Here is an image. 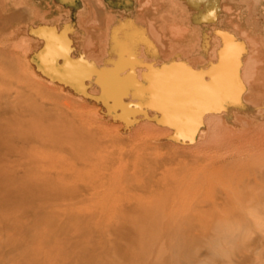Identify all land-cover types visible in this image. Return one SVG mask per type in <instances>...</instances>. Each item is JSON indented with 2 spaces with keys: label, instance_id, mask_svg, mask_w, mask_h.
<instances>
[{
  "label": "bare ground",
  "instance_id": "obj_1",
  "mask_svg": "<svg viewBox=\"0 0 264 264\" xmlns=\"http://www.w3.org/2000/svg\"><path fill=\"white\" fill-rule=\"evenodd\" d=\"M15 2L0 0V26L2 15L24 12ZM148 2L149 13L136 14L139 3L134 14L113 17L128 18L122 27L149 20L146 58L129 51L125 58L122 30L110 41L115 58L105 51L110 28L88 37L95 59H83L93 71L76 78L99 109L80 98L78 111H68L60 127L42 126V112L14 103L29 99L28 92L0 77V264H182V254L189 264L200 252L191 246L180 251L170 240L186 234L196 243L194 230L216 218L242 221L245 208L264 219V31L244 28V15L230 9L221 15L212 8L206 14H166L180 0H157V9L172 4L159 14ZM238 8L232 11L240 13ZM253 17H247L248 26ZM122 121L132 130H124ZM93 130L98 143H84ZM55 152L63 161L51 168ZM129 164L139 179L119 173ZM77 173L81 184L73 181ZM17 180L28 184L15 186ZM99 203L112 211L100 212V221L96 211L79 212Z\"/></svg>",
  "mask_w": 264,
  "mask_h": 264
},
{
  "label": "rangeland",
  "instance_id": "obj_2",
  "mask_svg": "<svg viewBox=\"0 0 264 264\" xmlns=\"http://www.w3.org/2000/svg\"><path fill=\"white\" fill-rule=\"evenodd\" d=\"M15 1V7L19 9V11L23 10L24 12L18 13L16 17L5 15L1 16V22H3L4 25L0 26V58L6 57L7 60L0 59V77H2V79L5 81L11 82L14 86L16 85V87L17 85L22 87L23 90L28 92L30 96L29 99H19L18 101L14 100V103L17 104V107L22 109H32V111L42 112L45 115L44 117L42 116L43 119H46V121L43 120V124L41 122L42 126L51 125L55 129L60 127L61 124H63L68 111H78L77 106L81 104L79 100L80 98H84L88 101L90 100L89 102L95 105V110L96 107L99 109L100 105L95 102L94 99H88L85 97L84 94H87V92H82L80 90V86L76 78V75L79 72L83 71L90 74L93 71L92 67H90L87 61L91 62V60L95 59V57L90 54L91 52H88V50H90V47L88 46L90 45L87 46V44L90 39L88 37H90V34L95 31L94 29H102L103 31L106 30L107 32V29L110 28V30H108L109 33L106 36L108 38L107 41L109 44L105 49L108 57H117V52H115L113 55L111 54L112 44H110V41L114 35L119 36V32L121 30L127 35H122V40L124 41V50L126 53L125 58H130L129 52L138 54L139 59L146 58V55L148 54L149 46H147L146 43L152 40L149 37L148 31L151 26L149 24V20H145L144 22H141L140 20H134L133 24L124 25L123 27L122 24L126 23L128 18H125L122 21H115L116 17L119 19L123 16L134 14L137 7H139L138 4L142 0L140 2L138 1L139 3L137 2L138 6L136 5V0H100L101 2L99 0H96V2L93 0H90V2L89 0H87L88 2H86V0H82V2L81 0ZM146 1V4L148 5V1L151 0ZM155 1L157 2V0H152L154 5L150 7L152 8L156 4V11L152 8V10L150 9L151 12H157L159 8H163L164 6L160 5V7L157 9L158 2L156 3ZM212 1H216L215 6H207V3H204V1L201 0H180L181 3L178 2L177 7V2H175L174 5L166 3L164 8H170V5L174 7L172 9H168L170 11H166L168 13L165 12V9H163L164 13L162 12L163 10L160 9L158 13H186L188 15H198L206 14V12H210V8H212L217 15H221L230 9V14L240 16L241 18L245 17L243 19V23L245 24V27L243 26L244 28L247 27V29L257 32L264 31V0H235V2L231 0H224L223 3V0ZM230 1L232 2L230 4H233V2L235 4L237 2L236 5L239 4V6L235 5L236 8L239 7L238 11L240 10V13L237 12L239 14L234 13L236 11H232V7L233 10L236 8H234V5L232 6L229 4ZM142 2L140 3V6ZM145 2H143L141 8L136 10V14H139V11H142L141 9H145L144 13H149V8ZM152 2H150V4H152ZM226 3L227 5H225ZM99 4H101V6ZM221 4L224 5L222 6ZM2 5L5 8L11 4L5 5L3 3ZM97 5L99 7H97ZM143 5L147 7H144ZM228 5L229 8H227ZM89 6H91V9ZM181 6L184 7L181 9ZM86 8H89L90 13L88 10H86ZM184 8H187V12L183 10ZM223 9L225 12L222 13L221 10ZM171 10H176L175 12L178 11L179 13H172ZM105 12L108 13V17H111L110 20L106 15L107 13L104 15ZM87 15L89 17H87ZM250 16L254 17L249 27L246 23V19ZM95 17L96 19H94ZM91 18L92 22L90 23ZM103 18H108L105 20H107L106 22H108V20L110 22L112 21L111 24L110 22L109 25L106 22L104 23ZM113 19L116 23L113 22ZM88 29L90 30L88 31ZM141 33L143 37H141ZM85 46H87L86 49L84 48ZM119 56L120 54L118 55V58ZM83 58L87 59V61H85ZM83 63L86 64V68L90 69V71L85 68ZM127 63L132 65L130 61ZM238 65L239 62L236 63L234 72L235 69L238 68ZM227 66H229V64ZM225 75H227L226 71H224L219 76V78L221 79V77H224ZM87 79L89 78L87 77ZM124 83L129 85L131 82L125 79ZM10 95L15 96L16 94L12 92ZM95 112L96 114H102L100 111ZM92 118H94L93 120L97 122V119H95L94 116ZM75 121L76 120H72L70 122L71 124L74 123L77 126L78 122ZM121 123L124 130H132L129 122L122 121ZM73 126L74 125L71 127ZM98 137L99 135L97 134V130H93L86 138L82 139V141L86 144H97ZM110 144L116 147L120 145V142L112 141ZM37 146H35L36 150L40 148ZM62 158L63 157L56 153L51 156V160H49L48 165L52 168L58 162L63 161ZM51 168L50 170L52 171L55 169ZM120 170L121 171L119 173L126 172L128 174H133V177L136 179H139L141 176V173L138 172V169L131 164L122 167ZM73 176L77 178L73 181L80 184L82 183L80 173H77ZM14 184L15 186H25L28 184V182L24 180H17L14 182ZM133 193L143 195V193L138 189H135ZM80 194L87 195L86 192L78 193V195ZM95 211L97 213L96 220L98 221H100V217L98 216L100 212H104L105 214L112 212L109 205H102V203L94 204V206H86L82 211L80 210L79 212L83 214H89ZM228 213L229 212L225 214L221 213V220L223 217H226ZM241 213L243 222L229 220L219 223L220 218H216L213 219V221L203 224L197 229V231L194 230V233H191H197V235H199L196 243L190 244L186 234L182 240H170V242L171 244H174L180 251L185 249L187 246H191V248H195L200 252L199 259L190 260L191 263L189 264H264L263 215H256V213H252L251 208H245ZM203 217L205 218L206 215ZM209 218L210 217H207V219ZM165 227L170 226L166 225ZM176 229H179V231L181 230L180 224L176 227ZM177 245H179V247H177ZM167 254L172 256L173 253L170 248H168ZM183 256L184 255L182 254L177 257H179L178 259L180 260V263L186 264V262H184L185 257Z\"/></svg>",
  "mask_w": 264,
  "mask_h": 264
}]
</instances>
